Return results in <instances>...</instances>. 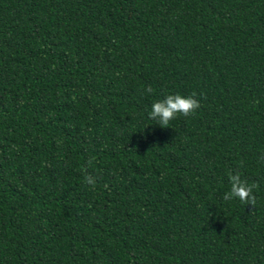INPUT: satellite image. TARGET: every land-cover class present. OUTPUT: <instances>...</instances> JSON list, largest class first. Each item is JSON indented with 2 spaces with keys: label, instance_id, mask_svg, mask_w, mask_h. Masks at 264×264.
<instances>
[{
  "label": "trees",
  "instance_id": "16d2710c",
  "mask_svg": "<svg viewBox=\"0 0 264 264\" xmlns=\"http://www.w3.org/2000/svg\"><path fill=\"white\" fill-rule=\"evenodd\" d=\"M0 264H264V0H0Z\"/></svg>",
  "mask_w": 264,
  "mask_h": 264
},
{
  "label": "clouds",
  "instance_id": "9594fccd",
  "mask_svg": "<svg viewBox=\"0 0 264 264\" xmlns=\"http://www.w3.org/2000/svg\"><path fill=\"white\" fill-rule=\"evenodd\" d=\"M148 93H151L153 89L148 87L146 89ZM196 94L185 97L180 94H169L164 99L154 102L149 112V118L157 121L162 128H167L170 121L177 118L178 115L188 117L194 115L196 111L201 107L198 99L195 98ZM92 165V161H88V166ZM85 173L84 182L87 185L95 187V179L93 176L87 174V169H82ZM229 180L231 184L230 191L226 192L223 196L225 201L232 199H238L241 204L252 205L256 204V197L253 194L256 184L249 185L243 180L239 173L229 174Z\"/></svg>",
  "mask_w": 264,
  "mask_h": 264
}]
</instances>
